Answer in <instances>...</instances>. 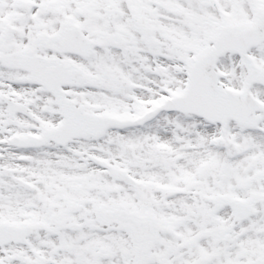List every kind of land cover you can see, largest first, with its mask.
<instances>
[{
	"label": "snow or ice",
	"instance_id": "snow-or-ice-1",
	"mask_svg": "<svg viewBox=\"0 0 264 264\" xmlns=\"http://www.w3.org/2000/svg\"><path fill=\"white\" fill-rule=\"evenodd\" d=\"M0 264H264V0H0Z\"/></svg>",
	"mask_w": 264,
	"mask_h": 264
}]
</instances>
